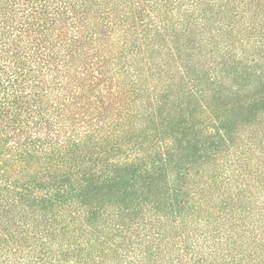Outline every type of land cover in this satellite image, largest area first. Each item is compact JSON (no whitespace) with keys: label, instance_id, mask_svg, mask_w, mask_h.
<instances>
[{"label":"trees","instance_id":"obj_1","mask_svg":"<svg viewBox=\"0 0 264 264\" xmlns=\"http://www.w3.org/2000/svg\"><path fill=\"white\" fill-rule=\"evenodd\" d=\"M0 264H264V0H0Z\"/></svg>","mask_w":264,"mask_h":264}]
</instances>
